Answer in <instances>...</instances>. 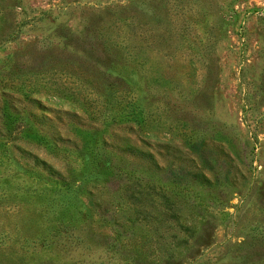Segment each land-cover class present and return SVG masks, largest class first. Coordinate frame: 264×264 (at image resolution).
<instances>
[{
	"label": "rangeland",
	"instance_id": "rangeland-1",
	"mask_svg": "<svg viewBox=\"0 0 264 264\" xmlns=\"http://www.w3.org/2000/svg\"><path fill=\"white\" fill-rule=\"evenodd\" d=\"M0 134V264H264V0H0Z\"/></svg>",
	"mask_w": 264,
	"mask_h": 264
},
{
	"label": "trees",
	"instance_id": "trees-1",
	"mask_svg": "<svg viewBox=\"0 0 264 264\" xmlns=\"http://www.w3.org/2000/svg\"><path fill=\"white\" fill-rule=\"evenodd\" d=\"M9 116L11 117V119H8L5 120L6 122V127H7V130L13 128V127H16L18 129L17 126H14L15 124V121L17 120V118L19 116L15 115L14 112L10 113ZM19 132H26V133H29V132H32V131H28V130H20ZM31 134V133H30ZM35 137L39 138V139H44L46 136L44 135V132L42 130H34L33 129V133H32ZM5 135H1L0 134V153H4V150L7 149V145H8V141H9V138H4ZM47 138V137H46Z\"/></svg>",
	"mask_w": 264,
	"mask_h": 264
}]
</instances>
